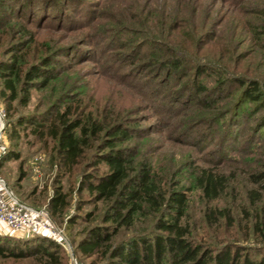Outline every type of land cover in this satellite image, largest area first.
<instances>
[{"label":"rangeland","instance_id":"1","mask_svg":"<svg viewBox=\"0 0 264 264\" xmlns=\"http://www.w3.org/2000/svg\"><path fill=\"white\" fill-rule=\"evenodd\" d=\"M226 4L224 0H60L56 12L52 8L49 15H29L31 19L26 24L36 34L34 47L54 54L56 76L46 88H32L28 104L18 106V110L20 113H38L51 107L54 113L57 107L63 109L64 104H71L76 110L92 112V116L103 107L121 111L123 120L136 119L137 126L150 127L148 132H140V137L136 134L131 143H139L137 159L143 155L148 157L160 174L168 173L171 180L191 184L192 166L199 164L223 171L228 181L219 198L206 202L200 188L190 189L185 219L198 241L211 242L207 236L224 232L217 237L216 243L212 242L213 246H219L235 240L225 233L233 230L241 236L236 239L243 246L241 251L255 255L264 249V235H261L264 234V191H260L261 198L252 207L247 191L258 187L251 175L264 170V98L242 101L240 97V103L234 105L240 85L231 80L222 83L221 96L209 92L191 95L184 102L177 100L190 88L193 75L190 65L170 76L169 82L162 81L164 76L154 77L158 72L155 65H139L146 62L144 58L149 57V53L145 52L149 50L143 49L139 53L141 57L132 58L133 48L120 46L126 40L125 35H130L134 44L145 39L151 16L160 21L168 17L193 20L198 27L201 23L198 31L205 29L206 34L197 41L196 51L201 60L210 62V68L208 73L195 80L209 88L217 86L214 67H225L227 63L221 53L225 45L216 41H222L239 29L232 18L230 5L227 8ZM2 8L12 19L9 26L1 29L8 33L4 34L5 43L0 46V58H7L8 43L25 34L22 27L25 18L15 17L14 8ZM221 18L224 19L221 21ZM179 30L187 34L192 28L187 24ZM114 35H120V38ZM241 39L242 36H238L234 46L232 63L237 66L236 72L245 78L258 77L259 86L264 89V53L259 50L255 55L247 56L249 45L240 43ZM155 88L159 89V97L149 100L146 92ZM0 106L3 108L1 100ZM24 126L18 140L14 141L9 137L10 126L5 124L1 140L6 146L5 151L13 148L20 157L3 161L0 175L19 198L45 208L47 196L56 185H62L68 192L69 203L62 215L51 216L67 236L77 264H90L92 257L81 254L76 245L87 227L97 222V218L87 220L86 215L96 211L98 203L91 201L86 188L77 190L79 176L76 173L59 176L57 167L50 164L49 154L42 149L41 141L29 132L31 124ZM186 126H195L190 135L184 134ZM218 149L227 150V153L221 157ZM35 157L40 160L33 162ZM21 158L25 174L20 179ZM35 163L39 164V172L34 170ZM101 168H104L103 164ZM89 170L97 172V169ZM206 205L229 208L233 226H228L223 219L218 227L210 225L203 215ZM255 212L263 215L258 230L251 229V215ZM71 219L76 221L72 224ZM0 233L10 246L28 232H17L0 220ZM68 261L67 253L65 264ZM33 262L30 257L0 258V264Z\"/></svg>","mask_w":264,"mask_h":264},{"label":"trees","instance_id":"2","mask_svg":"<svg viewBox=\"0 0 264 264\" xmlns=\"http://www.w3.org/2000/svg\"><path fill=\"white\" fill-rule=\"evenodd\" d=\"M58 2L60 0H0V46L5 43L4 34L8 33L1 29L12 21L2 6L14 8L15 17L25 18L22 24L25 34L8 43L6 53L9 57L0 58V100L5 124L10 126L9 137L17 141L24 125L31 124L29 132L41 141L42 149L49 154L50 164L57 167L59 176L76 173L79 176L77 190L86 188L91 201L98 203L97 210L86 215L87 220L97 218V222L87 227L78 240L76 250L92 257L90 264H264V249H259L255 255L242 252L243 246L236 242L241 236L233 230L225 233L235 240L213 246L212 242L216 243L217 237L224 232L207 236L211 242L198 241L185 219L190 189L200 188L206 202L219 198L228 181L223 171L199 164L192 166L191 184L171 180L168 173L160 174L148 157L143 155L137 159L139 143H131L136 134L140 137V132L146 133L150 127L137 126L136 119L123 120L121 111L103 107L92 116V112L76 110L71 104H64L63 109L57 107L54 113L51 107L38 113L19 112L18 106L28 104L32 88H46L56 76L54 54L34 47L36 34L26 23L31 19L29 15H49L52 8L56 12ZM224 2H227V8L230 5L232 18L239 29L222 41H216L225 45L221 53L227 63L225 67H214L218 76L217 86L209 88L195 80L208 73L210 68V62L197 56V41H201L206 34L203 32L205 29L198 31L201 23L198 27L193 20L168 17L160 21L151 16L145 39L134 44L131 36L125 35L126 40L120 46L133 48L132 58L141 57L139 53L143 49L149 50L145 52L149 53V57L144 58L146 62L139 65H155L158 72L154 77L164 76L162 81L169 82L170 76L179 74L185 65H190L193 71L190 88L177 100L184 102L191 95H207L209 92L221 96L222 83L231 80L240 85L234 105L240 103V97L242 101L264 98V89L259 86L258 77L241 76L232 63L235 60L234 46L240 35V43L249 45L245 53L247 56H253L259 50L264 53V0ZM187 24L192 30L184 34L179 29ZM114 37L120 38V35ZM158 90H149L144 95L149 100L152 97L157 99ZM193 127L186 126L184 134L190 135ZM219 149L221 157L227 153V150ZM19 157L17 150L7 148L0 157V166L9 158ZM23 161L21 158L19 163L20 179L25 174ZM90 168L97 169V172L90 171ZM251 178L258 186L247 191L248 203L252 207L261 198L260 191H264V170L254 173ZM68 203V192L62 185H56L47 196L46 209L50 215L59 217ZM203 215L210 225L218 227L223 219L228 226H233V215L227 207L206 205ZM251 217V229H261L263 215L255 212ZM70 221L73 224L76 220ZM15 241L9 246L7 238L0 233V258L30 257L34 260L32 264L66 263V250L46 234L27 233Z\"/></svg>","mask_w":264,"mask_h":264},{"label":"built area","instance_id":"3","mask_svg":"<svg viewBox=\"0 0 264 264\" xmlns=\"http://www.w3.org/2000/svg\"><path fill=\"white\" fill-rule=\"evenodd\" d=\"M5 129L4 110L0 106V157L5 151L2 137ZM40 160L35 157L33 162ZM34 170L39 172V164ZM0 220L20 233H43L59 243L68 253L67 264H77L72 248L62 228L53 220L45 207L34 206L20 199L0 175Z\"/></svg>","mask_w":264,"mask_h":264}]
</instances>
